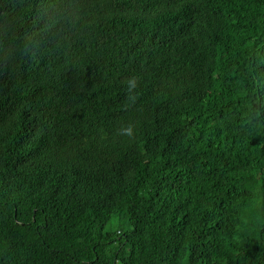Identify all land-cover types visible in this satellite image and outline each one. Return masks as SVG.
I'll return each instance as SVG.
<instances>
[{"label":"trees","instance_id":"1","mask_svg":"<svg viewBox=\"0 0 264 264\" xmlns=\"http://www.w3.org/2000/svg\"><path fill=\"white\" fill-rule=\"evenodd\" d=\"M0 264H264V0H0Z\"/></svg>","mask_w":264,"mask_h":264},{"label":"clouds","instance_id":"2","mask_svg":"<svg viewBox=\"0 0 264 264\" xmlns=\"http://www.w3.org/2000/svg\"><path fill=\"white\" fill-rule=\"evenodd\" d=\"M127 83H128L129 91L135 89L137 87V77L135 76L130 77ZM132 99L134 100L135 97L133 96ZM120 133L123 135L132 136L134 134V125L129 123L127 126L121 127Z\"/></svg>","mask_w":264,"mask_h":264},{"label":"bare ground","instance_id":"3","mask_svg":"<svg viewBox=\"0 0 264 264\" xmlns=\"http://www.w3.org/2000/svg\"><path fill=\"white\" fill-rule=\"evenodd\" d=\"M248 61V60H247ZM240 73V72H239Z\"/></svg>","mask_w":264,"mask_h":264}]
</instances>
